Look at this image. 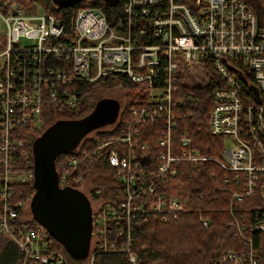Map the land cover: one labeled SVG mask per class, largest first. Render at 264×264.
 Masks as SVG:
<instances>
[{"label":"built area","instance_id":"1","mask_svg":"<svg viewBox=\"0 0 264 264\" xmlns=\"http://www.w3.org/2000/svg\"><path fill=\"white\" fill-rule=\"evenodd\" d=\"M121 2L118 20L82 7L66 30L43 7L28 10L0 0V233L17 244L21 264L27 259L69 264L49 245L42 224L20 223L18 231L12 222L23 206L12 201V184L26 177L16 163H29L26 137L42 129L48 105L72 108L75 84L115 73L141 86L145 97L129 108V119L112 136L95 137L86 148L78 143L55 161L60 186L81 183L82 165L95 158L104 159L112 171L111 200L101 197L92 206V257L124 252L135 264L133 223L147 214L175 219L188 204L163 189L162 182L180 162L194 169L210 161L228 172L219 181L228 194V226L235 242L212 264H264V28L257 15L242 0ZM194 67L215 74L208 131L223 137L220 156L200 153L184 129L178 139L173 135L180 85ZM148 124L157 125L159 150L153 163L150 158L143 163L139 154L148 146L141 137L149 130L139 126ZM105 126L113 131L117 124L99 128ZM27 175L32 180L33 172ZM88 193L101 195L103 188ZM246 197L250 216L236 206ZM200 222L206 227L209 220L200 217Z\"/></svg>","mask_w":264,"mask_h":264},{"label":"trees","instance_id":"2","mask_svg":"<svg viewBox=\"0 0 264 264\" xmlns=\"http://www.w3.org/2000/svg\"><path fill=\"white\" fill-rule=\"evenodd\" d=\"M19 3L23 7H28L33 2H40L45 9L54 15L58 20L66 25V30L71 28L74 12L78 8L93 7L103 11L109 21L118 20L121 14V0H10ZM246 6L253 11L258 18L259 26L264 28V2L261 0H242ZM210 82L203 86H189L186 90L190 96L185 97L176 108L175 127L173 135L178 139L181 130H186L191 136V146L198 149L200 153L209 156H220L223 146V137L212 135L208 131V118L211 106L210 93L215 84V74L208 72ZM77 91V104L69 108L65 106L50 104L43 114L42 129L32 133L31 138L26 137V148L32 153L35 139L52 123L59 119H80L90 113L96 104L106 96L105 91L114 89H123L125 96L129 95V89L140 87L139 85L128 81L124 76L111 73L100 76L91 82H79L75 84ZM182 85H180L179 94H181ZM96 91L104 93L96 95ZM133 95V94H132ZM130 95L127 99L124 109L118 112L113 121L117 127L113 131H108L105 127L94 130L93 134L84 135L80 142V148H86L87 144L95 137L112 136L121 126L124 120L129 119V108L137 105L139 101H130L134 96ZM112 121V122H113ZM47 124V125H46ZM149 127V130L141 137L143 141H148V146L140 150L141 160L147 161L150 158L151 163L159 150L156 137L158 135L153 131L157 125H141L140 129ZM42 130V131H41ZM71 151L63 150L58 153L55 161L66 157ZM18 168L33 171V156L30 157L28 164L23 159L16 163ZM83 180L74 185L82 189L91 202L92 200L103 197L107 201L111 200L112 191L110 185L114 183L111 176V169L102 158H95L91 162L82 165ZM224 170L217 168L210 161L200 163L194 169H191L186 162H180L176 165V173L166 178L161 187L173 194L178 195L187 202L186 209L182 211L175 219L162 220L156 214H147L145 219H139L132 225L131 251L136 255L135 264H212L214 258L224 249L235 246L231 239V228L228 226V194L220 188V176ZM230 175V174H229ZM103 188L101 195H91L88 192L94 188ZM32 180L29 182L19 181L12 184V201H22L23 206L17 209V215L12 221L17 230H20V223L27 227L36 224V220L31 212L28 218L21 217L27 215L24 207L29 204L33 193ZM111 191V192H110ZM92 199V200H91ZM187 199V201H186ZM241 210L250 216V197L243 198L236 203ZM200 217L207 218L209 223L204 227L200 222ZM18 233V232H17ZM49 245L61 251L67 258L69 264H79V257L70 259L65 246L57 241L48 232ZM9 240L13 249L14 256L9 263L21 264L22 253L17 244L0 233V243ZM222 241V243H219ZM93 252V242L90 237L89 248L86 258L89 260ZM25 264H40L38 260L27 259ZM82 264V263H80ZM90 264V263H89ZM91 264H130L126 253L110 252L95 253Z\"/></svg>","mask_w":264,"mask_h":264},{"label":"water","instance_id":"3","mask_svg":"<svg viewBox=\"0 0 264 264\" xmlns=\"http://www.w3.org/2000/svg\"><path fill=\"white\" fill-rule=\"evenodd\" d=\"M103 100L80 119H59L49 125L33 143V193L30 197V212L67 252L77 257L86 255L92 229V207L88 196L76 187L60 186L55 170L59 152L73 149L89 131L116 116L113 103L112 117L106 120ZM108 104L112 102L108 100Z\"/></svg>","mask_w":264,"mask_h":264},{"label":"rangeland","instance_id":"4","mask_svg":"<svg viewBox=\"0 0 264 264\" xmlns=\"http://www.w3.org/2000/svg\"><path fill=\"white\" fill-rule=\"evenodd\" d=\"M261 2H264V0H261ZM45 9V7L40 3V2H33V4H31L30 6L26 7L28 10H36V11H40V10H43V8ZM209 82H208V74L206 73L205 69H200L199 67H194L191 69V72L187 75V77L184 79V82L182 84V90L184 91H181V99L182 101L184 100L185 97H188L190 96V93L186 90V88H188L189 86H200V87H203L205 85H207ZM129 95L128 96H125L123 94V89H114V90H111V91H105L106 93V96L107 97H114V98H117L120 102V112L124 109V106H125V103L127 101V99L130 97V95L134 96V98H130V101H140L142 100L145 95H144V89L140 86V87H136V88H131L129 89ZM104 92L102 91H96V95H100ZM99 128V127H97ZM95 128V129H97ZM91 130L88 132V134L92 135L94 130ZM229 142H225V144H228ZM21 169V168H20ZM21 170H24L21 169ZM24 175H26V177L24 178V182H29L31 181V178L29 177V175H27V173H29V171H23ZM111 176H112V173H111ZM82 190V189H81ZM90 194V193H89ZM92 200V199H91ZM97 199H93L92 200V206H95V203H96ZM24 212H27L28 214L27 215H23L21 213V217L26 219L28 218V216H31L30 215V206L29 204H26L25 207H24ZM10 241L9 240H4L0 243V264H4L6 263V261H8L9 263L11 262V259H13V256H14V252H13V249L9 243ZM68 256L70 259L72 258H75L77 257L76 255H74L73 253L71 252H68ZM80 260L78 261V263H82V264H91V260H92V255H90V258L89 260H87L86 256H83V257H79ZM16 264H17V261H16Z\"/></svg>","mask_w":264,"mask_h":264},{"label":"flooded vegetation","instance_id":"5","mask_svg":"<svg viewBox=\"0 0 264 264\" xmlns=\"http://www.w3.org/2000/svg\"><path fill=\"white\" fill-rule=\"evenodd\" d=\"M103 103H102V105H103V113H104V117H106L105 119L106 120H108V119H110L111 117H112V115H111V110H112V108H113V103L116 105V107H117V109H116V113H118L119 111H120V102H119V100L117 99V98H110V97H104L103 99ZM108 100H110L111 102H112V104L111 105H109L108 104ZM95 108V107H94ZM93 110V109H92ZM106 124H108V123H105L104 125H106ZM104 125H102V126H104ZM99 127H101V126H99ZM95 129V128H94ZM93 130V129H92ZM88 134V133H87Z\"/></svg>","mask_w":264,"mask_h":264},{"label":"bare ground","instance_id":"6","mask_svg":"<svg viewBox=\"0 0 264 264\" xmlns=\"http://www.w3.org/2000/svg\"><path fill=\"white\" fill-rule=\"evenodd\" d=\"M43 125V124H42ZM47 125V124H46ZM43 128V127H42ZM42 131V130H41ZM157 153V152H156Z\"/></svg>","mask_w":264,"mask_h":264}]
</instances>
